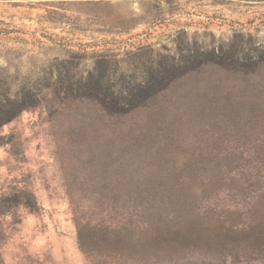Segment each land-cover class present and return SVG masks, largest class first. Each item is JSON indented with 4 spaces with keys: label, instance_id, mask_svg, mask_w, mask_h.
<instances>
[{
    "label": "rangeland",
    "instance_id": "1",
    "mask_svg": "<svg viewBox=\"0 0 264 264\" xmlns=\"http://www.w3.org/2000/svg\"><path fill=\"white\" fill-rule=\"evenodd\" d=\"M23 94L0 264H264V0H0Z\"/></svg>",
    "mask_w": 264,
    "mask_h": 264
},
{
    "label": "trees",
    "instance_id": "2",
    "mask_svg": "<svg viewBox=\"0 0 264 264\" xmlns=\"http://www.w3.org/2000/svg\"><path fill=\"white\" fill-rule=\"evenodd\" d=\"M175 69H168L165 71L162 70L157 75H152L148 80H146V83H144L139 89L135 91H130L129 93H125L123 99L124 101L131 102L132 98L134 99V96L136 94H144L147 93L148 90L155 88L161 82H163L164 78L169 76L172 72H174ZM26 95L17 96L14 98H4L0 100V128L6 124L7 122L13 120L15 117H17L23 110H26L30 108V106L26 102Z\"/></svg>",
    "mask_w": 264,
    "mask_h": 264
}]
</instances>
